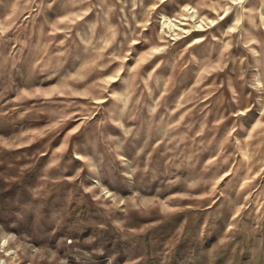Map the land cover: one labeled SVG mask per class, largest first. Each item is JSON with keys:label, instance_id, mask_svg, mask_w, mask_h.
<instances>
[{"label": "rangeland", "instance_id": "374dc122", "mask_svg": "<svg viewBox=\"0 0 264 264\" xmlns=\"http://www.w3.org/2000/svg\"><path fill=\"white\" fill-rule=\"evenodd\" d=\"M0 264H264V0H0Z\"/></svg>", "mask_w": 264, "mask_h": 264}]
</instances>
